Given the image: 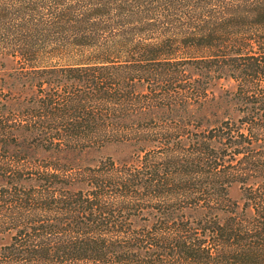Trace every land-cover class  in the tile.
<instances>
[{"label":"trees","instance_id":"trees-1","mask_svg":"<svg viewBox=\"0 0 264 264\" xmlns=\"http://www.w3.org/2000/svg\"><path fill=\"white\" fill-rule=\"evenodd\" d=\"M0 181V264H264V0H0Z\"/></svg>","mask_w":264,"mask_h":264},{"label":"rangeland","instance_id":"rangeland-1","mask_svg":"<svg viewBox=\"0 0 264 264\" xmlns=\"http://www.w3.org/2000/svg\"><path fill=\"white\" fill-rule=\"evenodd\" d=\"M232 13V11L228 10L227 14ZM7 69V73L10 72L14 67H16V64L11 61L10 59L6 61L5 65ZM236 89V85L233 81L230 80H221L218 81L213 87L210 89V107L208 108L209 111H219V113H222L223 111L227 110L228 113L231 111V107L233 106V103L231 102L232 94L234 93ZM31 95L30 92H26L24 95L25 97ZM130 154L129 148L121 147V146H109L107 148H104L100 150L99 152H91L89 154L82 156V164L84 165H90L94 164L97 161H99L101 158H105L107 156H112L116 160L123 159L127 157ZM1 185V181H0ZM238 186H234L233 190V196L237 199L239 198L238 193ZM10 241L9 237H0V248L3 245L8 244Z\"/></svg>","mask_w":264,"mask_h":264}]
</instances>
